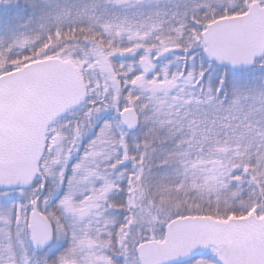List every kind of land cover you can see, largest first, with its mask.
<instances>
[{"label": "snow or ice", "instance_id": "6c2138e0", "mask_svg": "<svg viewBox=\"0 0 264 264\" xmlns=\"http://www.w3.org/2000/svg\"><path fill=\"white\" fill-rule=\"evenodd\" d=\"M0 264H264V0H0Z\"/></svg>", "mask_w": 264, "mask_h": 264}]
</instances>
